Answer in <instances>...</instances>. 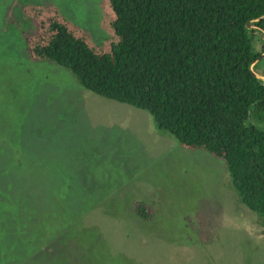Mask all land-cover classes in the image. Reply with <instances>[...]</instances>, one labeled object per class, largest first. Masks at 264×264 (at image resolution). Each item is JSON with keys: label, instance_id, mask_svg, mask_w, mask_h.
I'll use <instances>...</instances> for the list:
<instances>
[{"label": "rangeland", "instance_id": "obj_1", "mask_svg": "<svg viewBox=\"0 0 264 264\" xmlns=\"http://www.w3.org/2000/svg\"><path fill=\"white\" fill-rule=\"evenodd\" d=\"M31 4L109 36L101 0H0V264H264V225L226 160L35 58Z\"/></svg>", "mask_w": 264, "mask_h": 264}, {"label": "trees", "instance_id": "obj_2", "mask_svg": "<svg viewBox=\"0 0 264 264\" xmlns=\"http://www.w3.org/2000/svg\"><path fill=\"white\" fill-rule=\"evenodd\" d=\"M101 8L109 36L97 42L57 6L27 5L39 24L34 57L147 110L185 148L225 159L235 192L264 225V80L252 69L264 50L254 45L258 29H247L256 18L264 29V0H101Z\"/></svg>", "mask_w": 264, "mask_h": 264}, {"label": "water", "instance_id": "obj_3", "mask_svg": "<svg viewBox=\"0 0 264 264\" xmlns=\"http://www.w3.org/2000/svg\"><path fill=\"white\" fill-rule=\"evenodd\" d=\"M260 19H261V18H256V19H254V20H252V21H248V22H247V29H253V28H256V29L261 30L262 33L264 34V29L261 28V26H259V25L257 24V22L260 21ZM263 59H264V51H263V52L261 53V55L257 58V60L253 63V66H252V69H253L254 75L257 76L258 78L262 79V80H264V74H261V73L255 71L254 66H255V64H256L257 62L262 61Z\"/></svg>", "mask_w": 264, "mask_h": 264}, {"label": "flooded vegetation", "instance_id": "obj_4", "mask_svg": "<svg viewBox=\"0 0 264 264\" xmlns=\"http://www.w3.org/2000/svg\"><path fill=\"white\" fill-rule=\"evenodd\" d=\"M136 211H137V209H136ZM138 213V212H137Z\"/></svg>", "mask_w": 264, "mask_h": 264}, {"label": "crops", "instance_id": "obj_5", "mask_svg": "<svg viewBox=\"0 0 264 264\" xmlns=\"http://www.w3.org/2000/svg\"><path fill=\"white\" fill-rule=\"evenodd\" d=\"M137 204H139V203H137Z\"/></svg>", "mask_w": 264, "mask_h": 264}]
</instances>
